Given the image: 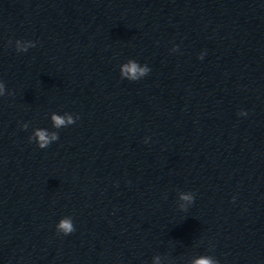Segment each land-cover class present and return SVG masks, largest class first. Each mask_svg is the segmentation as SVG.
<instances>
[{
    "label": "water",
    "instance_id": "water-1",
    "mask_svg": "<svg viewBox=\"0 0 264 264\" xmlns=\"http://www.w3.org/2000/svg\"><path fill=\"white\" fill-rule=\"evenodd\" d=\"M201 259L264 264V0H0V264Z\"/></svg>",
    "mask_w": 264,
    "mask_h": 264
},
{
    "label": "clouds",
    "instance_id": "clouds-1",
    "mask_svg": "<svg viewBox=\"0 0 264 264\" xmlns=\"http://www.w3.org/2000/svg\"><path fill=\"white\" fill-rule=\"evenodd\" d=\"M129 71L135 73L137 71L136 66L133 64L130 68ZM54 120L57 124V126H59L60 124L63 123V120H61L59 117H54ZM38 135L40 136L42 141L46 142V137L45 134L43 132L38 133ZM187 198V197H185ZM61 229H63V231L67 234L69 232H71L73 229L71 227V224L68 221H61V224L59 226ZM196 264H212V262L208 259H201L199 261L196 262Z\"/></svg>",
    "mask_w": 264,
    "mask_h": 264
}]
</instances>
